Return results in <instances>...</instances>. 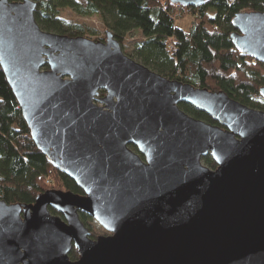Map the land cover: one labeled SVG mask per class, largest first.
<instances>
[{
    "label": "water",
    "instance_id": "95a60500",
    "mask_svg": "<svg viewBox=\"0 0 264 264\" xmlns=\"http://www.w3.org/2000/svg\"><path fill=\"white\" fill-rule=\"evenodd\" d=\"M37 4L0 0V67L37 149L83 194L0 199V264H264V110L156 73L108 29L43 30ZM231 24L233 46L264 63V11ZM80 211L109 234L91 238Z\"/></svg>",
    "mask_w": 264,
    "mask_h": 264
},
{
    "label": "trees",
    "instance_id": "16d2710c",
    "mask_svg": "<svg viewBox=\"0 0 264 264\" xmlns=\"http://www.w3.org/2000/svg\"><path fill=\"white\" fill-rule=\"evenodd\" d=\"M34 13L46 31L68 36L103 40L102 31L81 21L62 17L65 8L79 16H94L113 36L125 44L129 32L140 29L143 38L134 47L140 63L169 79H176L212 91L222 90L229 97L255 109L264 110L259 88L264 86V63L241 54L232 44L236 29L231 18L239 11H264V0H206L198 7L173 4L169 0H37ZM191 16L187 30L175 25L176 19ZM45 68H48L45 65ZM100 91L99 96H103ZM189 115L218 124L204 112L187 103L179 105ZM203 160L216 165L209 156ZM48 189L83 194L67 175L57 170L37 149L20 108L0 67V199L7 203L30 204ZM52 214H58L49 208ZM80 219L91 231L93 220L83 212ZM97 225V224H96ZM102 234H108L102 227ZM70 259L77 258L73 247Z\"/></svg>",
    "mask_w": 264,
    "mask_h": 264
},
{
    "label": "rangeland",
    "instance_id": "374dc122",
    "mask_svg": "<svg viewBox=\"0 0 264 264\" xmlns=\"http://www.w3.org/2000/svg\"><path fill=\"white\" fill-rule=\"evenodd\" d=\"M80 2H82L83 0H78ZM61 15L62 17H64L65 19H68V20H73V21H81V22H84L85 24L87 25H90V26H93L97 29H100L102 31V37L105 36V31L103 29V26L102 24L100 23V21L94 17V16H79V15H76L75 12H73L72 10L70 9H63L61 11ZM191 16H186L182 19H176L175 20V25L181 29H184V30H187L189 28V24L191 23ZM108 30H110V28H106ZM144 35L142 34V31L140 29H135L131 32H129L128 34H126L125 38H124V41H125V44H121V49H122V52L127 55L128 57L134 59L135 61L137 62H140V60L135 56L134 54V47H135V44L138 40H140L141 38H143ZM180 105V103H179ZM180 107V106H179ZM181 108V107H180ZM131 148L133 150H135V148L133 146H131ZM209 156V155H207ZM210 157V156H209ZM200 162L201 164L209 167L205 161L203 160V157H201L200 159ZM210 168V167H209ZM213 169V168H211ZM59 214V213H58ZM56 214V215H58ZM90 224H92V229L98 233V235H107V234H102L103 231L100 229V225L97 224L94 220H91L89 221ZM97 224V225H96ZM106 231V230H105ZM91 232V231H90ZM107 232V231H106ZM109 233V232H107ZM91 237V235H90ZM69 255V254H68ZM70 258V257H69ZM73 260V259H72Z\"/></svg>",
    "mask_w": 264,
    "mask_h": 264
},
{
    "label": "flooded vegetation",
    "instance_id": "af4514ba",
    "mask_svg": "<svg viewBox=\"0 0 264 264\" xmlns=\"http://www.w3.org/2000/svg\"><path fill=\"white\" fill-rule=\"evenodd\" d=\"M109 234V233H108Z\"/></svg>",
    "mask_w": 264,
    "mask_h": 264
}]
</instances>
